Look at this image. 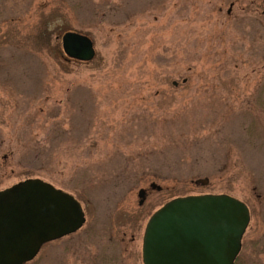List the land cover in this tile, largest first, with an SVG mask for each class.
<instances>
[{"label":"rangeland","instance_id":"rangeland-1","mask_svg":"<svg viewBox=\"0 0 264 264\" xmlns=\"http://www.w3.org/2000/svg\"><path fill=\"white\" fill-rule=\"evenodd\" d=\"M28 179L86 215L29 264H143L157 210L222 194L251 211L236 264H264V0H0V191Z\"/></svg>","mask_w":264,"mask_h":264},{"label":"water","instance_id":"water-1","mask_svg":"<svg viewBox=\"0 0 264 264\" xmlns=\"http://www.w3.org/2000/svg\"><path fill=\"white\" fill-rule=\"evenodd\" d=\"M62 50L88 63L96 55L86 35L67 32ZM208 178L197 185H207ZM152 189L161 190L156 185ZM145 190L139 191L141 206ZM144 196V199H142ZM250 221L247 205L229 195L178 197L149 219L143 238L144 264H235ZM86 223L81 204L41 179L0 191V264H28L42 248L75 234Z\"/></svg>","mask_w":264,"mask_h":264},{"label":"flooded vegetation","instance_id":"flooded-vegetation-1","mask_svg":"<svg viewBox=\"0 0 264 264\" xmlns=\"http://www.w3.org/2000/svg\"><path fill=\"white\" fill-rule=\"evenodd\" d=\"M154 190V189H153ZM155 190H157V191H160V190H158V189H155ZM146 196V195H145ZM142 199H144V196H143V198ZM145 204V201L143 202V204L141 205V206H143ZM248 207V206H247ZM248 209H249V207H248ZM249 213H250V220H251V211H250V209H249ZM249 224H250V221H249ZM248 224V225H249ZM248 228V227H247ZM247 230V229H246ZM245 233H246V231H245ZM245 233H244V235H245ZM243 242H244V236H243V238H242V246H241V250H242V248H243ZM251 242H252V240H251ZM142 249H143V246H142ZM241 250H240V252H241ZM240 254V253H239ZM239 256V255H238ZM238 258V257H237ZM142 259H143V256H142ZM236 261H237V259H236ZM143 264H144V262H143Z\"/></svg>","mask_w":264,"mask_h":264},{"label":"trees","instance_id":"trees-1","mask_svg":"<svg viewBox=\"0 0 264 264\" xmlns=\"http://www.w3.org/2000/svg\"><path fill=\"white\" fill-rule=\"evenodd\" d=\"M140 172H142V171H139V173ZM141 177H145V175H142ZM198 180V179H197ZM193 181V180H192ZM59 189H61V188H59ZM63 190V189H62ZM178 197H180V196H178ZM178 197H176V198H178ZM182 197H185V196H182Z\"/></svg>","mask_w":264,"mask_h":264}]
</instances>
